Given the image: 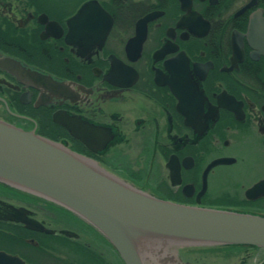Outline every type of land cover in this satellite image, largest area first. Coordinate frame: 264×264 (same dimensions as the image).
I'll use <instances>...</instances> for the list:
<instances>
[{"label":"flooded vegetation","instance_id":"obj_1","mask_svg":"<svg viewBox=\"0 0 264 264\" xmlns=\"http://www.w3.org/2000/svg\"><path fill=\"white\" fill-rule=\"evenodd\" d=\"M3 59L0 120L163 200L264 216V0H0ZM21 69L65 89L35 106ZM0 202L42 228L0 220V264H122L63 208L1 184ZM177 253L264 264L250 246Z\"/></svg>","mask_w":264,"mask_h":264},{"label":"water","instance_id":"obj_2","mask_svg":"<svg viewBox=\"0 0 264 264\" xmlns=\"http://www.w3.org/2000/svg\"><path fill=\"white\" fill-rule=\"evenodd\" d=\"M13 62L0 60L8 71ZM26 84L57 97L65 84L21 69ZM56 122L57 118L54 115ZM66 128L70 130L68 124ZM0 184L51 202L102 235L122 264H188L177 249L250 246L264 249V216L189 206L144 193L66 146L0 120ZM23 209L0 202V220L27 221Z\"/></svg>","mask_w":264,"mask_h":264},{"label":"rangeland","instance_id":"obj_3","mask_svg":"<svg viewBox=\"0 0 264 264\" xmlns=\"http://www.w3.org/2000/svg\"><path fill=\"white\" fill-rule=\"evenodd\" d=\"M255 259H259V256L258 255H256V258H254V260ZM206 262V264H215V263H211L210 261H205ZM222 264H232L233 262L232 261H227V262H221Z\"/></svg>","mask_w":264,"mask_h":264}]
</instances>
